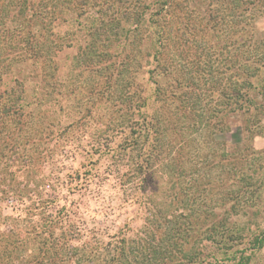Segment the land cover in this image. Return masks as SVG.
Returning a JSON list of instances; mask_svg holds the SVG:
<instances>
[{"label":"rangeland","instance_id":"obj_1","mask_svg":"<svg viewBox=\"0 0 264 264\" xmlns=\"http://www.w3.org/2000/svg\"><path fill=\"white\" fill-rule=\"evenodd\" d=\"M121 1L56 0V14L46 7L49 22L57 20L50 25L54 40L44 43L45 77L41 78V60L28 55L22 65L8 70L6 61L1 63V87H14L12 82L22 79L27 124L13 144L15 165L9 170L19 171L16 175H21L24 191L17 198L1 191L7 188L0 189V264L6 262L10 250L6 243L11 227L23 229L24 239L32 236L30 226L37 220L30 214L39 198L54 201L47 210L51 217L66 210V219L53 227L56 244L64 251L65 242L58 243L64 237L68 248L86 247L97 255L95 264L112 263L114 248L121 241L126 254H137L145 246L146 264H264V0L255 16L254 10L249 14V7L238 15L243 11L241 1L234 2L233 13L225 10L226 17L219 12V35L206 46L200 44V64L191 62L194 54L187 55L180 75L182 93L194 91L200 97L197 116L189 112L191 118L186 117L184 126L173 111L168 113L170 107L162 104L164 100H153L155 64L149 61L159 52L154 23L159 6L150 7L151 15L145 18L151 22L145 18L140 22L144 32L138 35L139 45L138 39H124L120 30L134 27L121 28L122 17L110 8L131 6L135 17L137 8L139 13L153 0ZM97 4L105 13L102 21L95 19ZM248 14L245 31L235 35L234 22L244 21L243 15ZM253 32L255 45L251 48V41L247 47ZM115 33L122 36L118 41ZM49 36L46 32V39ZM240 40L245 45L235 50V41ZM102 51L104 57L110 55L108 61L99 58ZM128 52L132 56L127 59ZM165 54L162 60L173 67L170 58L175 53L166 47ZM254 58L261 65L252 64ZM196 65L212 74L210 78L204 73L198 79ZM125 95L133 101L131 106L124 102ZM214 107L220 109L216 116ZM31 111L40 121L30 118ZM140 112L159 119V134L170 141V155L175 157L166 161L168 152L157 141V160L150 173L142 167L135 169L127 158L136 136L132 129L141 124ZM41 178L43 184L36 189L32 182ZM29 256L30 250L21 252L18 259ZM8 257L14 260L18 255ZM124 257L126 262L122 257L118 264H133L129 255ZM59 262L75 264L63 254ZM86 264L94 263L88 260Z\"/></svg>","mask_w":264,"mask_h":264},{"label":"trees","instance_id":"obj_2","mask_svg":"<svg viewBox=\"0 0 264 264\" xmlns=\"http://www.w3.org/2000/svg\"><path fill=\"white\" fill-rule=\"evenodd\" d=\"M68 1L71 2V0ZM97 1L101 2V0ZM138 1H140V3L136 4H142L141 0ZM142 1L144 2L146 0ZM236 1H241L240 7L243 9V11L238 14L239 16L243 14L245 10L248 9V7L251 8L249 14H251L254 10V16L255 14H258L260 11H262V9L257 6L261 4L263 0H257V2H255V6H247V4H252V0H162L160 3L158 0H153L150 4L146 5L147 7L143 4L145 9L139 13V9L137 8L135 17L133 16L132 10H129V7L131 6L125 8L112 6L110 8L113 12L119 14L122 17V22L120 24L121 28H124L122 26H126V24H130L134 27L132 31L129 29L120 30V32L124 34V39H128L130 41L133 39H138L136 41L139 45H141L142 40L138 38V35L139 33L144 32L142 30L144 24L140 22L143 21L147 14L151 15V12L149 11H151L150 7L153 4H157L159 6L158 8L156 7L157 11L155 16L157 19L154 21L155 25L158 27V32L156 33V42L159 52L151 56V60L149 61L155 64L154 69L151 70V74H153L151 80L154 84L153 100H155L156 97H158L160 100H164L162 101V104L170 107L168 113L173 111V117L179 121H183V126L186 117L189 119L191 118L189 112L192 113L194 118L197 116V105H199L198 98L200 97L198 95L199 93L197 94L194 91L191 92V95H189L187 92L182 93L183 86L180 81V75L182 77L181 69L183 68V64L185 65V63L188 62L186 60L188 54H194L193 60L196 59L195 61L192 60L191 62H198L200 64L201 54H197V50L202 48L200 47V44L206 46L211 41V39H215L219 29H221V24L219 22V12H222L221 16L223 17L227 16L224 15L225 10L233 13V11H235L234 2ZM125 2L128 1H121V3ZM55 4L56 0H0V66L4 61L7 63V67H5L7 70L12 66L14 67L20 65V63L22 65L24 63V58L28 55L32 59L41 60L44 65V68L41 69V78L45 77L44 70L48 63L45 60V49L47 48V43H44L45 40L48 41V44L49 40H54V34H52L51 29L52 26L50 27V25H52V23L57 20L53 19L51 22H49L50 19L47 18L46 7H50V10H52L51 12L53 14L57 8ZM96 8L97 17H95V19L102 21V16L105 15V13L102 11L103 8L98 4ZM132 9H135V6H132ZM249 14L248 17L243 15L242 20L244 21L239 20L234 22L233 33L235 35H239L245 31L243 28L249 24ZM145 21H147V23L151 22L150 18H145ZM140 27L141 29H139ZM35 28L36 31H34ZM46 32L51 37L49 36L46 39ZM95 32L96 29L91 34V36H93ZM120 32L118 34H120ZM255 35L256 34L253 32L248 36L249 41H246L248 44L247 47L251 45L249 43L255 39ZM115 36H117L116 33ZM121 37L122 36L119 35L115 37V40L118 41V39ZM145 37L146 40H148L149 36L146 35ZM55 38L57 39V36ZM39 39L41 41H39ZM235 42H237L235 50L245 45V43H243L241 40L240 42ZM195 44L197 46H195ZM254 45L255 42L251 48H253ZM166 47L168 48V52L173 51L175 53L173 59L170 58V60L173 62V67L165 64V61L162 60L166 55ZM212 51H214V49H212ZM103 53L105 52L102 51V55L99 58L101 60L104 59L105 61H108L111 58L110 55L107 53L106 57H104ZM131 56L132 54L130 52L125 54V58L127 59ZM250 62L252 64L258 63L261 65V61H255V58ZM194 65L195 64L192 66ZM262 66L264 68V63H262ZM195 69L199 70V74L196 71L198 79H203L205 77L203 75L204 73L206 74L207 79H209L212 75L203 71V69L197 65L195 66ZM257 70H259V67ZM1 77L2 74H0V84L2 82ZM160 78L166 80L165 83H160ZM20 80L22 81V79ZM21 81L14 80L12 82L14 87H1L2 85H0V189L7 188L6 191H1L3 193L6 192V194L13 193L17 198L20 197V195H22L21 192L24 191V186L21 187L22 182L19 181L21 175H16V172H19L17 170L12 173L9 172V170L13 169L15 165V158L13 157L15 153L12 152L13 150H16V147L13 144H15L17 139H19V134L24 132V126L27 124L23 121L25 111L24 108H26L27 105H25L26 100L24 96L23 83ZM162 83L165 84L164 86L167 87V89L161 85ZM133 95L136 96L135 93ZM127 98L129 97H126L125 95L124 102H128V105L131 106L130 104H132L133 101H130V99ZM120 102V104L123 105V102ZM187 102H190V105L187 106ZM216 108L217 107H214V111H212L215 116L220 113V109ZM36 113L40 114L39 110ZM135 114L137 115V113ZM44 115L45 114H43V116ZM29 116L31 119L40 121V116L35 115V113L32 111ZM137 116L140 117L138 119L140 120L141 124L136 125L135 129H132V133L136 136L131 141L128 151L129 153L127 155L128 160L130 161L131 159V161H133L132 165L135 167V169L142 167L149 172L148 169L152 167L153 170V163H155L157 160V156L154 155L157 141H159L158 144L161 146V150L163 152H168L167 156L165 157L166 161L168 160L170 162L173 159L175 160V157H171L170 155L171 151L169 149L172 148L170 141L165 139V135H162L161 133L159 134V119L156 116L154 117L153 114L149 115V113L146 114L140 112V115ZM168 120H170V118H168ZM29 122L31 124L32 120ZM171 123L174 126L175 121L172 122L171 120ZM193 124L195 126V123ZM145 127H147V131L144 130ZM180 128L182 129V125ZM35 130L38 132L41 131L40 127H37V125H35ZM134 130L137 133H135ZM16 131L18 134L15 138L14 136ZM111 158H118V155H112ZM26 159L28 162H31L29 154L26 155ZM42 178L39 179V182H32L34 183L36 189L40 188V186L43 184ZM7 180L8 182H6ZM13 182L14 185H10ZM53 204L54 201L49 198H39L34 200V204L32 205V209L34 211L30 214V217L35 216L37 221L33 222L34 224L30 226L33 234L30 232V235L32 236L29 238L24 239V232H20L23 229L16 231V225H14V228L11 227L10 237L12 238V241H9V237L8 243L6 244L10 250L6 253L8 256H10L12 253L17 254L18 257L17 259L12 260L6 255L7 260H5L6 262L3 264H65L66 262H59L61 254L67 256L69 259L74 260L75 264H83L84 262L86 264L88 260L94 264L97 262V255L94 253H89L86 247L82 249H74V247L68 248L66 240L63 237L58 240V243L62 242L60 245L65 242V250L63 251V248H60L56 244L55 241L57 240L55 238L52 239V231L54 230L53 227L56 226L55 224L59 222L61 223L64 219H66V214L64 213L66 210L64 209L58 211L54 216H50L51 213H49L47 210ZM60 212H63V214ZM153 218H155V215ZM157 226L160 225L157 224ZM175 233L178 234L179 232L175 230ZM22 239H24V241ZM121 242L122 243H119V245L114 248L113 262H103L102 264H118L120 263L122 257L123 261L126 262L124 257L126 255L130 256V260L133 264H146L148 256L146 254L147 250L145 246L141 247L140 252H137V256V254H132V252H127L126 254V248L123 247L124 241ZM165 245L168 247V240L165 241ZM29 250L30 256L28 259H24V261L22 259H18L21 252H28ZM168 252L169 251L166 253L169 254ZM1 255H5V252H3ZM88 256H90V259H88ZM1 259L2 258H0V260Z\"/></svg>","mask_w":264,"mask_h":264}]
</instances>
